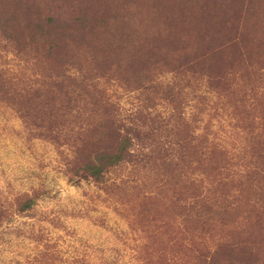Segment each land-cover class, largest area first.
I'll return each instance as SVG.
<instances>
[{"label": "rangeland", "instance_id": "1", "mask_svg": "<svg viewBox=\"0 0 264 264\" xmlns=\"http://www.w3.org/2000/svg\"><path fill=\"white\" fill-rule=\"evenodd\" d=\"M29 2L41 26L50 12L60 16L62 27L43 29L63 39L56 57L0 46V264H264V0ZM40 31L19 30V47ZM206 56L200 71L212 76L199 89L198 82L179 97L159 92L152 100L156 92H122L123 109L153 101L171 111L181 101L186 120L153 125L168 134L163 140L189 141L184 156L163 165L159 153L155 168L140 164L104 183L73 184L69 167L83 152L77 130L66 129L78 120L59 107L62 95L51 128H33L40 117L31 112L34 65L60 72L76 64L104 75L108 88L122 77L134 88L142 70L150 76L162 62ZM89 82L77 84L75 105L85 108L95 96ZM108 142L91 141L84 151ZM29 197L34 205L21 211Z\"/></svg>", "mask_w": 264, "mask_h": 264}, {"label": "trees", "instance_id": "2", "mask_svg": "<svg viewBox=\"0 0 264 264\" xmlns=\"http://www.w3.org/2000/svg\"><path fill=\"white\" fill-rule=\"evenodd\" d=\"M6 7L8 10H6ZM17 7L25 8L26 12L17 16ZM56 8H59V6L54 7V10ZM51 13L54 12H50L44 19L42 18L44 24L41 26V18L32 10L29 0H0V46L4 45L1 48H6L9 45L16 48L15 46L18 45L17 51L26 54L31 52L33 53L31 56L33 59L37 51H46L50 54H48L49 57L53 55L56 57L55 53L58 48L54 50L55 46L63 37L52 30L44 32L43 29L44 26L62 27L60 26V16H56V14H52L54 15L52 16ZM31 25H34L37 30L41 29V31L31 36L32 42H22V46L19 47L21 39L18 38L19 33L17 32L29 28ZM47 41L54 42L48 43ZM206 58L207 56L205 58L185 59L169 66L162 62L150 76L144 74V70H142L139 75L142 82L137 86L135 85L134 88H129L128 84H125L128 81L125 77L119 78V80L115 78L112 81L117 83L114 82L112 87L108 88L100 84L104 75L97 72L93 76L94 72L89 74L91 68L87 73L76 64L64 68L63 71L61 70L62 72H58L51 65V67L49 66L51 70L34 65L32 72L28 74L29 89L32 92V97H30L32 101L31 112L33 111L34 114H38L40 117L43 115L44 120L42 121V118L35 116L32 123L33 128L42 131L51 128L50 115L55 107L54 100L62 95L64 99L61 97L59 107L69 110L67 111L68 116L73 115L78 120L76 127L67 124L66 129L70 134L77 130L78 137L76 138L79 141V153L80 150L83 152L80 154L79 166H74V170L69 167L72 172L68 176V181L73 184L89 179L96 183H104L110 178V174L115 173L117 170L135 167L140 164L149 166L152 163L153 168H155L158 163H154L153 160L155 155L159 153L163 154L162 159L164 161L160 163V165H163L167 162L166 160H172L171 158L175 155H177V158L184 156L189 141L186 142L183 137L176 138V140L172 139L173 141L163 140L161 137H167L168 134L162 136L158 128L153 125L158 123L165 128V125H176L173 119H177V121L186 120L185 111L181 110V101L171 111L167 108L163 112L156 110L155 106L158 103L153 101L148 103L145 101L143 104L139 103L132 108L123 109L122 100H120L121 95L127 91L126 88L129 89L128 92L137 94L156 92L155 96H151L152 100L159 97V92L163 94L167 92L174 94L176 92L175 96L179 97L184 93L182 90L184 87L191 84L197 86L198 82L197 89H199L200 80L204 77L208 81L212 76L211 74L205 75L204 72L200 71V65ZM95 60V64L99 65L104 62V59H101V61ZM66 63L70 64V61ZM72 69L73 71H71ZM1 74L4 73L0 72ZM5 79H9V77L5 76ZM88 81H90L91 86H94L95 96L83 108L75 105L81 91L77 88V84L87 83ZM107 81H111V79H107ZM205 84V90L211 92L212 90H210L207 83ZM161 88L163 89L161 90ZM162 113L166 114L163 115ZM170 131L172 137H175L179 135L180 128L170 127ZM103 140L109 142L97 144L90 152L84 151V146L91 141L96 143ZM70 163L73 165V162ZM116 177L112 181H116ZM34 203L35 200L32 197L26 198L19 209L21 211L28 210Z\"/></svg>", "mask_w": 264, "mask_h": 264}]
</instances>
